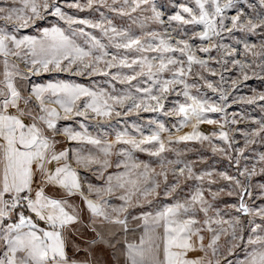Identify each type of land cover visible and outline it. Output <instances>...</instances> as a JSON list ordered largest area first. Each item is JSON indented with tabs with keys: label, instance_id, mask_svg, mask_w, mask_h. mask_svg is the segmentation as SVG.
Instances as JSON below:
<instances>
[{
	"label": "snow or ice",
	"instance_id": "6c2138e0",
	"mask_svg": "<svg viewBox=\"0 0 264 264\" xmlns=\"http://www.w3.org/2000/svg\"><path fill=\"white\" fill-rule=\"evenodd\" d=\"M237 2L186 0L178 5L174 15L168 16V22L180 30L186 26L201 27L202 31L194 32V37L210 43L208 47L201 46L199 52L224 49L225 55L234 56L236 49L212 44V38L223 32L264 30V14L245 20L244 13L237 10L226 22L225 10L236 7ZM99 3L121 17H128L133 24L139 22L141 28L147 20L164 24L163 13L153 0H112V4L99 0ZM260 3L264 5V0ZM93 4L94 0H87L86 4L76 0L66 7L84 11ZM46 16L63 21L67 29L53 24L38 35H18L21 29ZM101 17L100 22L78 19L65 12L58 0H21L20 7H0V20L12 25L11 30L0 27L3 67L0 73V264H221L222 237L229 241L224 249V264H232L227 257L241 247L245 259L239 264H264V206L253 208L246 203V197H252L247 182L257 174L255 166L244 167L237 176L227 172L217 174L231 185L227 195L238 198V203L228 205L232 214L224 219L203 190L206 178L209 186L216 183L211 172L197 174L188 164L179 166L182 163L179 159L165 162L163 154L170 149L161 138V133L166 131L163 123L149 121L150 125H156L149 135L133 125L138 135L127 130L116 131L114 140L89 133L84 123H80L81 131L61 126V121L75 118L110 121L141 111L163 112L166 116L181 117L182 125L191 123L192 132L179 136V141L203 142L210 137L198 131V126L219 123L206 114L225 112L223 106L192 93L195 85H190L187 78L194 65L212 76L216 72L208 67L207 60L197 56L189 40L173 41L166 34L153 31L136 35L131 28L116 27L103 13ZM85 28L99 30L107 43ZM81 37L83 44L77 42ZM109 47L115 53H110ZM254 47L244 44L245 52ZM129 53L136 55L130 59ZM232 63L242 71L248 67L240 60ZM125 69L130 74H125ZM42 73L110 77L111 91L69 80H49L29 86L31 78ZM165 74L170 78H164ZM141 78L149 86H140ZM244 78H248L246 73ZM200 79L205 80L212 92H217L203 74ZM111 81L128 85L129 90L116 93ZM133 81L137 84L133 85ZM177 87L181 91L175 94L183 95L184 102L164 111V101ZM227 98L221 91L220 100ZM260 99L264 100V96ZM236 122L233 118L232 123ZM220 127L218 138L230 148L229 134L223 131V124ZM261 134L264 124L252 133ZM168 141L172 142L171 136ZM213 151L226 150L213 148ZM136 152L158 158L161 171L137 161ZM243 153L240 149L239 155ZM113 156L117 157L115 168L123 171L105 176L113 167ZM259 162L264 172V154L259 156ZM235 163L239 168V158ZM169 168L176 177V183L170 187ZM82 170L93 172L103 185L87 182ZM161 176L168 197L180 187L181 178L198 184L182 201L157 206L155 211L140 216L132 215L129 209L134 206V198L136 203L142 197L151 204L150 197L159 194L160 182L156 177ZM260 187L264 189V185ZM220 192L209 195L215 200ZM113 196L122 203L111 204L109 198ZM247 217L252 219L247 220L249 227L245 228L242 218ZM255 217L260 218V223H256ZM132 222L135 227L131 226ZM206 233L210 234L207 243ZM195 252L203 255L189 258V253Z\"/></svg>",
	"mask_w": 264,
	"mask_h": 264
},
{
	"label": "rangeland",
	"instance_id": "374dc122",
	"mask_svg": "<svg viewBox=\"0 0 264 264\" xmlns=\"http://www.w3.org/2000/svg\"><path fill=\"white\" fill-rule=\"evenodd\" d=\"M62 9L69 15H74L78 19H90L94 22H100L102 17L112 20L113 24L122 29L131 28V30L136 35H141L149 31L159 32L166 34V37H170L173 41L176 39H187L189 43L193 45L197 56L208 61V67L216 72L215 76L210 75L208 72H204L199 66L194 65L192 73L188 76L187 82L190 85H195L191 89L193 94H198L210 102L221 105L224 107V113H207L209 119H214L219 121L218 124H207L203 123L198 126V131L210 137V140L206 141H179L178 137L190 134L192 132L191 123L187 125H182L181 117L179 116H166L163 112H139L132 113L127 116L122 115L118 118H113L110 121L89 119L87 121L83 118H75L74 120L61 121V126L72 127L76 131H81L80 123H84L89 133L93 135L100 136L106 140H114L116 131L127 130L132 135H138L133 129V125L140 127L145 135H149L152 131L156 130L155 124H149V121H158L163 123L166 131L161 133V138L165 141L167 147L170 151L163 154L165 162L167 160H177L179 159L182 163L179 166L188 164L193 168V171L197 174L204 172H211L213 176L212 179L216 180L215 184L211 186L207 183V178L203 184V190L205 192L206 198L209 199L211 203L214 204L215 208L220 211L224 219H228L232 214V210L228 205L238 203L237 196H228L227 192L231 189V185L228 181L222 180L217 174L219 172H227L230 175L237 176L239 170H243L244 167L252 169L255 166L256 175L252 176L247 182V187L249 191L252 192V197L249 199L246 197V203H248L253 208H258L264 206V189L260 185H264V172H261V163L259 162V156L264 154V134L253 136L252 133L259 129L261 124H264V100L260 97L264 96V30L257 29L255 32H240L234 31L232 34L223 32L219 37H213L211 40L212 44H222L226 48L236 49L234 56L225 55L224 49H212L209 53L199 52L198 49L201 46L208 47L209 41H201L198 37H194V32L202 31L199 26H186L184 29H176L174 24H169L168 16L174 15L178 11V5L180 3L186 2V0H153L156 4L157 9L163 13L162 19L164 24L154 23L151 20L144 22V27H140V23L137 22L133 24L132 20L128 17H121L116 12L110 11L107 7L102 6L99 0H94L93 7L91 9H85L84 11H78L76 9H69L66 7L68 3L76 2V0H58ZM81 4H86L87 0H78ZM108 4H112V0H106ZM224 0H221L223 3ZM20 7L21 0H0V7ZM237 10L244 13V19H255L260 15L264 14V5L260 3V0H238L236 7L226 9L225 17L226 22L230 21V18L236 14ZM137 14H133L136 17ZM145 16H150L151 13H145ZM53 24H59V26L67 29V25L63 21H59L57 18L52 16H46L45 19L39 20L33 26L25 29H21L18 35H38L39 32L45 28L50 27ZM7 27L11 30L12 25L5 24V21L0 20V27ZM231 26L230 23L228 25ZM86 32H90L96 35L102 40V42L107 43V39L99 32V30L85 28ZM84 38H78L77 42L83 44ZM239 41V43H237ZM247 43L251 48V51L245 52L244 44ZM108 51L110 53H115V49L109 47ZM253 52L258 53V55H253ZM129 58H134L133 53H129ZM153 55V54H148ZM2 59V58H0ZM233 60H240L242 64L247 65L243 71L239 66L232 63ZM227 61V64L224 62ZM23 68V65H21ZM3 67L0 64V73H2ZM116 71L113 69V72ZM125 74H130L129 70H123ZM247 75V79L244 75ZM200 74H203L208 82H211L214 87L217 88V92H212L211 89L207 88L205 80L200 79ZM164 78H170L169 74H165ZM2 79V75H0ZM110 77L104 76H74L69 73H42L40 76H33L31 78L30 84L35 83H46L49 80H69L74 83L83 84L86 87L94 88H105L111 91V85L109 84ZM235 81V83H233ZM111 84L115 85L116 93H122L129 90L128 85L120 84L117 81H111ZM137 81H133V85H136ZM143 87L149 86L143 83V78H141V85ZM199 89V92H197ZM134 91V88L131 89ZM181 91L180 87H177L174 92L168 94L167 99L164 101V111H170L177 103H183V95L177 96L175 93ZM223 91L227 95L226 101L220 100V93ZM249 99L254 100L253 103H248ZM233 118L237 121L235 124L232 123ZM223 124V131L228 132L231 147L229 148L227 144L218 138V133L221 131L220 125ZM216 133L217 135H213ZM106 134V135H105ZM172 137V142L169 143L168 137ZM249 140L254 141L253 143H248ZM75 146V145H73ZM91 147V146H88ZM119 147V146H118ZM213 148H223L225 152L213 151ZM243 149L244 153L242 156L239 155V150ZM135 159L137 161H142L148 163L152 168H155L157 172L161 171L160 160L156 157H150L146 152H136ZM239 158L240 164L237 167L235 161ZM113 167L108 169L105 174L115 173L117 171H123V169L115 168L116 156L112 157ZM177 167V166H173ZM168 170V181L167 184L170 187L176 183V177L173 175L171 169ZM82 177L87 178V182H91L94 185L102 186L103 181L98 179L97 176L90 171H81ZM160 182V187L157 189L159 193L156 196L150 197L152 200L151 204L144 202L143 198L140 197L139 203L135 202L134 206L129 209L132 215L140 216L143 212L155 211L157 206L163 207L166 204L174 203L176 200H183L186 198L191 191L197 186L198 182L194 181H184L181 178L180 187L173 194V196L168 197L164 194L165 192V182L163 177H156ZM244 180L243 177H240ZM220 189H223L220 192ZM210 192H220L215 200H212L209 195ZM110 202L113 205H120V201L116 196L110 197ZM79 203V200H77ZM244 220L245 228L249 227L247 220L252 219V217L242 218ZM256 223H260V218L255 217ZM132 227H135V223H131ZM227 227V226H225ZM248 233H246L247 235ZM136 236L139 232L135 233ZM206 240L208 242V236L210 234H205ZM129 236V239H132ZM221 264H224V257L226 253L224 249L229 246V241L227 237H222L221 241ZM69 256L73 255L72 248L68 249ZM203 255L202 253L195 252L189 253V258H195L197 256ZM107 259H111L108 253H105ZM227 259L232 261V264H239L240 261L245 259L244 248H237L232 256H228Z\"/></svg>",
	"mask_w": 264,
	"mask_h": 264
}]
</instances>
